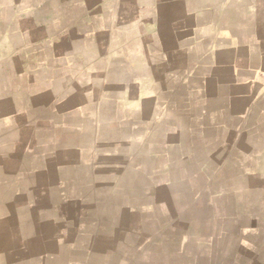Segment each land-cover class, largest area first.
Returning <instances> with one entry per match:
<instances>
[{"label":"crops","instance_id":"obj_1","mask_svg":"<svg viewBox=\"0 0 264 264\" xmlns=\"http://www.w3.org/2000/svg\"><path fill=\"white\" fill-rule=\"evenodd\" d=\"M0 264H264V0H0Z\"/></svg>","mask_w":264,"mask_h":264}]
</instances>
